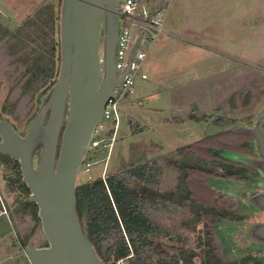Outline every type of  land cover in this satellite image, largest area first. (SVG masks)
Here are the masks:
<instances>
[{
  "label": "rangeland",
  "instance_id": "1",
  "mask_svg": "<svg viewBox=\"0 0 264 264\" xmlns=\"http://www.w3.org/2000/svg\"><path fill=\"white\" fill-rule=\"evenodd\" d=\"M57 1L0 0L1 8L9 11L7 15L0 14V24L14 31L37 10L50 6L55 13ZM155 1L166 6L161 31L153 41L139 47L145 54L139 72L146 73L147 80H138L136 95L120 104L119 125L113 142L109 140L111 148L107 139L102 143L106 146L89 149L86 160L78 168L76 185L114 173L130 163L157 158L203 135L223 130L249 133L255 140L256 156L231 157L259 170L250 174L254 182L211 181L225 195L223 205L234 214L245 216V220L220 223L207 235L197 216L203 209L184 201L182 187L174 191L175 181L167 187L174 191L173 200L184 209L177 221L189 226L185 233L192 251L182 256L180 264H203L209 248L203 249L200 244L209 240L215 254L209 255L210 259L232 262L253 255L264 261V132L260 129L264 121V0ZM118 23V17L106 19L103 15L101 20V78L103 65L114 72L113 38ZM6 65L0 51L1 117L21 133L42 113L31 150L32 161L38 163L42 132L50 111L49 96L41 99L40 108L36 101L31 103L26 99L17 105L11 103L7 96L11 86L9 80L23 71L8 69ZM198 113L223 116L237 123L220 127L204 121L195 122ZM66 114L67 107L63 118ZM131 122L137 124L134 130ZM87 162L90 163L88 172L85 170ZM0 196L11 204L12 194L3 192L1 180ZM4 220L0 219V264H22L25 249L20 248L18 233L22 237L32 235L30 246L37 248L46 241L42 228L31 234V224L21 226L16 220V229L10 223L12 233L3 239L8 228ZM190 256H194L192 260Z\"/></svg>",
  "mask_w": 264,
  "mask_h": 264
},
{
  "label": "trees",
  "instance_id": "2",
  "mask_svg": "<svg viewBox=\"0 0 264 264\" xmlns=\"http://www.w3.org/2000/svg\"><path fill=\"white\" fill-rule=\"evenodd\" d=\"M147 1H152L157 9L166 6L155 0H143ZM63 2L57 1L55 13L50 6L37 10L34 16L28 17L14 31L0 24V51L7 61L6 67L23 71V74H15L9 80L11 86L7 96L15 105L28 100L31 103L36 101L40 108L41 99H46L57 83L61 61L60 21ZM2 110L5 112V106ZM0 121L6 122L21 138L31 124L29 122L25 131L18 133L12 124L1 117V113ZM194 121L220 127L237 123L234 119L202 113H198ZM136 126L133 122L131 129L134 130ZM260 129L264 132V121ZM255 147V140L249 133L223 130L203 135L189 145L157 158L130 163L104 177L82 184L75 183L74 205L78 224L100 263L113 264L121 260L128 264H180L182 256L192 251L185 233L189 226L177 221L184 209L173 200V192L180 187L186 196L184 201L203 209L199 210L197 216L203 222L207 235L220 223L245 220V216L234 214L223 205L225 195L211 181L227 179L254 182L250 174L259 170L231 155L255 157ZM32 164L36 168L34 160ZM0 180L3 182V192L12 194L13 198L8 204L0 196V213L7 214L15 229L16 220L20 221L21 226L31 224L33 234L41 228L38 207L28 199L30 191L22 180L16 157L0 152ZM174 181L177 184H174V191L171 192L167 186ZM31 236L24 234L22 237L18 233L22 250L30 246L33 240ZM208 242L200 244L203 249L209 248L205 253L207 260L203 264H264V261L253 255L232 262L210 259L215 254L211 240ZM45 247H48L47 241L37 246Z\"/></svg>",
  "mask_w": 264,
  "mask_h": 264
},
{
  "label": "water",
  "instance_id": "3",
  "mask_svg": "<svg viewBox=\"0 0 264 264\" xmlns=\"http://www.w3.org/2000/svg\"><path fill=\"white\" fill-rule=\"evenodd\" d=\"M111 2L114 0L63 2L60 68L49 95V117L43 128L36 168L31 150L42 113L29 125L23 138L0 121V152L18 159L22 180L30 191L28 199L38 207L48 243L45 248L28 246L21 256L22 264H101L79 227L74 189L92 129L118 82L104 65L100 77L101 20L105 6ZM105 18L114 19L113 15Z\"/></svg>",
  "mask_w": 264,
  "mask_h": 264
},
{
  "label": "built area",
  "instance_id": "4",
  "mask_svg": "<svg viewBox=\"0 0 264 264\" xmlns=\"http://www.w3.org/2000/svg\"><path fill=\"white\" fill-rule=\"evenodd\" d=\"M104 15H113L114 18H119L118 27L114 33L113 65L114 78L118 82L105 100L101 116L90 134L81 164L86 160L87 156L85 157V155L90 152L89 149L106 146L102 143L107 139L111 148L112 143L110 142H113L119 125L120 104L136 95L138 80H147V75L139 72L140 64L145 56L139 47L153 41L161 31L163 9H157L152 1L114 0L113 4L111 2L108 7L105 6ZM109 133L110 135H108ZM85 166V170L88 172L90 163L87 162ZM113 264L128 263L120 260Z\"/></svg>",
  "mask_w": 264,
  "mask_h": 264
},
{
  "label": "crops",
  "instance_id": "5",
  "mask_svg": "<svg viewBox=\"0 0 264 264\" xmlns=\"http://www.w3.org/2000/svg\"><path fill=\"white\" fill-rule=\"evenodd\" d=\"M1 7L2 6H0V14L1 15H5V14L7 15V14H9V11L8 10L6 11L5 9H2ZM167 8H168V6H167ZM144 58H145V56H144ZM230 73H232V72H230ZM144 74H146V73H144ZM2 218L5 219L4 221L6 223V226L8 227L7 230L4 232V235L2 237H3V239H7L11 235V233H12L11 232V224H10V221H9V219H8V217H7V215H6L5 212L0 213V219H2ZM7 246H8V243H7Z\"/></svg>",
  "mask_w": 264,
  "mask_h": 264
}]
</instances>
